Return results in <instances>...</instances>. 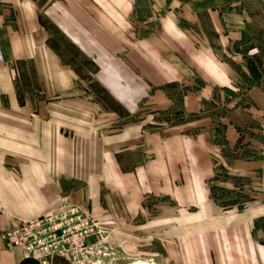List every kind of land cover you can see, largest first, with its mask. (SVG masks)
<instances>
[{"label": "crops", "instance_id": "0c3cea01", "mask_svg": "<svg viewBox=\"0 0 264 264\" xmlns=\"http://www.w3.org/2000/svg\"><path fill=\"white\" fill-rule=\"evenodd\" d=\"M262 69L264 0H0V232L73 205L135 261L264 264Z\"/></svg>", "mask_w": 264, "mask_h": 264}, {"label": "built area", "instance_id": "2783aa9c", "mask_svg": "<svg viewBox=\"0 0 264 264\" xmlns=\"http://www.w3.org/2000/svg\"><path fill=\"white\" fill-rule=\"evenodd\" d=\"M83 213L76 206L63 205L56 212L1 230V238L5 247H19L40 264H50L61 256L76 257L78 251L88 250L91 240L102 230L94 218Z\"/></svg>", "mask_w": 264, "mask_h": 264}, {"label": "rangeland", "instance_id": "374dc122", "mask_svg": "<svg viewBox=\"0 0 264 264\" xmlns=\"http://www.w3.org/2000/svg\"><path fill=\"white\" fill-rule=\"evenodd\" d=\"M51 42L53 46H55L56 53L63 58L65 61L71 62L76 66L77 70L82 76H88L93 71V65L91 62L84 57L81 52L71 44L61 32H59L55 28H51ZM254 58H245L248 65V70L251 73V76H255L259 73V68L256 67V64L253 61ZM235 69L240 77H243L242 69L239 65L235 64ZM264 71V69H262ZM246 76V75H245ZM246 80H242V84H244ZM214 194L220 196L221 198H225L224 203L233 202L235 200V196L226 197L223 196L222 191L220 189H215ZM73 206V205H67ZM77 207V206H76ZM79 208V207H77ZM81 209V208H79ZM82 210V209H81ZM83 211V210H82ZM84 212V211H83ZM83 214L88 215L93 218L89 213L84 212ZM94 221L99 225L100 223L94 218ZM100 226V225H99ZM101 235L93 238L89 243L88 250L82 249L78 251V255L76 257L69 256L66 258L64 256L56 257L52 260L50 264H131L137 259L139 255L138 250H134L130 255H123L121 252L115 249L113 244H110L107 239V231L104 228H101ZM101 251V252H100ZM90 262H89V261ZM136 262V261H135ZM31 264H40L39 262L32 260Z\"/></svg>", "mask_w": 264, "mask_h": 264}, {"label": "bare ground", "instance_id": "6f19581e", "mask_svg": "<svg viewBox=\"0 0 264 264\" xmlns=\"http://www.w3.org/2000/svg\"><path fill=\"white\" fill-rule=\"evenodd\" d=\"M144 261V260H143ZM153 263V262H152ZM152 263H146V262H142V260L141 261H136V262H134V263H132V264H152Z\"/></svg>", "mask_w": 264, "mask_h": 264}, {"label": "flooded vegetation", "instance_id": "af4514ba", "mask_svg": "<svg viewBox=\"0 0 264 264\" xmlns=\"http://www.w3.org/2000/svg\"><path fill=\"white\" fill-rule=\"evenodd\" d=\"M101 252V251H100ZM89 261V260H88ZM90 262V261H89Z\"/></svg>", "mask_w": 264, "mask_h": 264}]
</instances>
